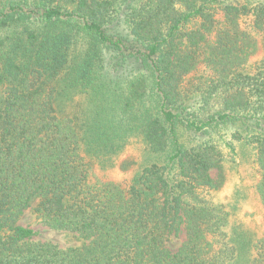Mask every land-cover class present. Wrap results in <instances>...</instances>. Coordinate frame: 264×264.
Masks as SVG:
<instances>
[{"label": "trees", "instance_id": "obj_1", "mask_svg": "<svg viewBox=\"0 0 264 264\" xmlns=\"http://www.w3.org/2000/svg\"><path fill=\"white\" fill-rule=\"evenodd\" d=\"M108 75L129 79L127 131L166 154L128 185L96 173L102 134L56 112L58 86L100 93ZM237 141L264 207V0H0V264H239L209 197ZM35 202L85 244L32 241L19 219Z\"/></svg>", "mask_w": 264, "mask_h": 264}, {"label": "rangeland", "instance_id": "obj_2", "mask_svg": "<svg viewBox=\"0 0 264 264\" xmlns=\"http://www.w3.org/2000/svg\"><path fill=\"white\" fill-rule=\"evenodd\" d=\"M254 58H260V52ZM107 77L114 80L112 87L109 83L111 88H104L100 93L78 92L70 88L61 91L58 86L55 92L56 112L63 117L75 118L89 137L97 138L102 134L99 142L105 151L99 158L93 156L97 160L96 173L103 180L128 185L145 166L162 163L166 154L152 150L139 132L127 131L130 121L122 110L129 95V79L113 75ZM234 129L229 127L228 134ZM183 138L188 139V134ZM106 146L110 149L107 150ZM236 147L237 155L233 159L224 162L221 168L211 170L218 188L210 191L209 197L230 212L227 231L237 243H241V247H245L239 264H248L255 254V243L264 239V207L255 190L259 174L253 149L241 141H237ZM36 205L37 202L19 219L21 225L36 231L32 241L52 242L63 249L85 244V239L79 234L45 223L36 212ZM185 240V233L173 235L167 239V246L176 251Z\"/></svg>", "mask_w": 264, "mask_h": 264}]
</instances>
